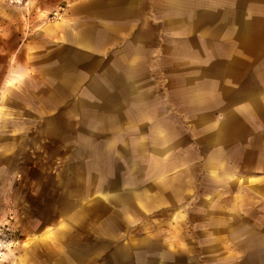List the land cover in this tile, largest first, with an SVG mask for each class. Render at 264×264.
Listing matches in <instances>:
<instances>
[{
  "label": "crops",
  "instance_id": "0c3cea01",
  "mask_svg": "<svg viewBox=\"0 0 264 264\" xmlns=\"http://www.w3.org/2000/svg\"><path fill=\"white\" fill-rule=\"evenodd\" d=\"M70 1L3 52L0 153L69 112L83 195L1 264H192L178 232L196 191L203 226L264 200V0ZM163 209L176 233L122 242ZM236 238L264 264V237Z\"/></svg>",
  "mask_w": 264,
  "mask_h": 264
},
{
  "label": "rangeland",
  "instance_id": "374dc122",
  "mask_svg": "<svg viewBox=\"0 0 264 264\" xmlns=\"http://www.w3.org/2000/svg\"><path fill=\"white\" fill-rule=\"evenodd\" d=\"M70 2L24 0L22 4H17L11 0H0V62L5 60L4 51H15L22 36L32 34L35 24H53L61 19ZM4 97L5 94L0 89V108ZM36 100L33 95L26 97L30 104H34ZM53 100L52 95L45 97L47 103ZM65 106L64 104L62 108ZM54 116H57L61 127L55 128L52 124L50 127H30L24 138L15 139L17 144L14 150L8 154H5L6 151L0 153V170L11 173L9 177L6 174L0 175V221L10 220L6 225L0 224L3 234L11 241L5 255L24 238L57 223L64 212L80 204L79 199L83 195L81 187L84 186L80 167L83 165L73 155L75 145L65 142L73 131L66 122H77L78 119L66 111H57L51 118ZM71 164L73 167H70ZM70 168L79 170V174L70 175ZM68 189L75 190L69 192ZM197 194L196 191L185 208L187 218L182 223V232H178L185 239L184 248L189 246L188 256L192 264H210L214 259L223 263H230L232 260V263L244 264L248 253L245 252L246 240L235 237L244 232L245 228L252 229L255 237H264V200L260 201L255 195L253 202L237 208L231 213L232 217L226 215L227 212L219 213L223 220L221 223L203 226L199 223L202 213L198 207L200 200ZM170 217L169 209L143 214L141 224L131 227L122 242L176 233L174 228L165 223ZM71 238L77 240L78 236L75 234ZM175 246L178 247L177 244ZM231 251L240 255L231 256ZM101 261L102 258L98 263Z\"/></svg>",
  "mask_w": 264,
  "mask_h": 264
},
{
  "label": "built area",
  "instance_id": "2783aa9c",
  "mask_svg": "<svg viewBox=\"0 0 264 264\" xmlns=\"http://www.w3.org/2000/svg\"><path fill=\"white\" fill-rule=\"evenodd\" d=\"M12 3L22 4L24 0H11ZM11 241L8 240V237L3 234V230L0 228V264L6 253V250L9 249Z\"/></svg>",
  "mask_w": 264,
  "mask_h": 264
}]
</instances>
